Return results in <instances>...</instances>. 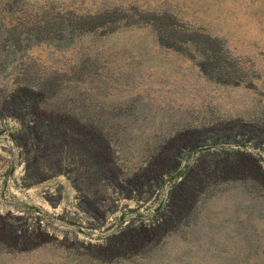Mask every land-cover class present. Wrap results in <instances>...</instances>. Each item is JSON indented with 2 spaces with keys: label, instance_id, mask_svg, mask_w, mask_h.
I'll list each match as a JSON object with an SVG mask.
<instances>
[{
  "label": "rangeland",
  "instance_id": "obj_1",
  "mask_svg": "<svg viewBox=\"0 0 264 264\" xmlns=\"http://www.w3.org/2000/svg\"><path fill=\"white\" fill-rule=\"evenodd\" d=\"M38 83L85 99L126 167L185 131L217 128L264 166V0H0V102ZM18 127L0 114V216L22 217L37 238L0 233V264H264V191L226 178L149 251L101 252L128 223L150 221L187 167L155 200L113 195L89 215L66 176L25 186Z\"/></svg>",
  "mask_w": 264,
  "mask_h": 264
},
{
  "label": "trees",
  "instance_id": "obj_2",
  "mask_svg": "<svg viewBox=\"0 0 264 264\" xmlns=\"http://www.w3.org/2000/svg\"><path fill=\"white\" fill-rule=\"evenodd\" d=\"M54 93L46 84H24L0 102L1 116L19 122L14 140L25 164V186L66 176L77 192L79 208L89 215L101 214L99 203L109 196L136 202L155 200L169 179L187 167L172 183L167 203L157 208L150 221L136 218L128 223L99 245L101 252L114 250L126 255L149 251L188 224L201 196L214 190L223 178L253 180L264 191V166L237 135L231 137L221 128L185 131L153 148L140 165L126 167L111 136L99 127L96 113H85V99H58ZM210 133L213 135L208 138ZM193 154L197 157L187 163L186 158ZM20 219L1 215V235L15 241L36 239V228L21 225Z\"/></svg>",
  "mask_w": 264,
  "mask_h": 264
},
{
  "label": "water",
  "instance_id": "obj_3",
  "mask_svg": "<svg viewBox=\"0 0 264 264\" xmlns=\"http://www.w3.org/2000/svg\"><path fill=\"white\" fill-rule=\"evenodd\" d=\"M11 135H12V134H11ZM177 175H178V173H177L173 178L177 177ZM173 178H171V180H173Z\"/></svg>",
  "mask_w": 264,
  "mask_h": 264
}]
</instances>
